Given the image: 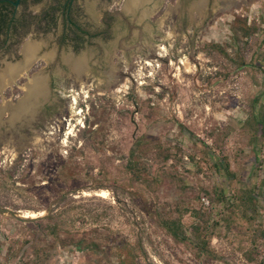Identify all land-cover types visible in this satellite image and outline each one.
<instances>
[{
  "label": "rangeland",
  "instance_id": "374dc122",
  "mask_svg": "<svg viewBox=\"0 0 264 264\" xmlns=\"http://www.w3.org/2000/svg\"><path fill=\"white\" fill-rule=\"evenodd\" d=\"M104 2L76 1L78 45L61 16L37 31L53 62L0 97V264H264V0H160L147 17ZM33 75L46 96L26 100ZM56 204L58 236L30 222Z\"/></svg>",
  "mask_w": 264,
  "mask_h": 264
},
{
  "label": "flooded vegetation",
  "instance_id": "af4514ba",
  "mask_svg": "<svg viewBox=\"0 0 264 264\" xmlns=\"http://www.w3.org/2000/svg\"><path fill=\"white\" fill-rule=\"evenodd\" d=\"M37 0H0V97L3 92L16 85L15 81L9 82L12 65L22 60V46L28 38H36V32L44 33L57 24L58 16L63 18L64 25H70L71 11L76 6L77 0H62L54 8L48 7L40 14L34 9ZM112 0H105L110 4ZM140 1V0H138ZM156 1V0H153ZM152 1V2H153ZM148 2V4H152ZM75 20V19H74ZM79 26L81 40H85L88 31L75 20ZM67 38L66 30L63 39ZM6 82V83H5Z\"/></svg>",
  "mask_w": 264,
  "mask_h": 264
},
{
  "label": "trees",
  "instance_id": "16d2710c",
  "mask_svg": "<svg viewBox=\"0 0 264 264\" xmlns=\"http://www.w3.org/2000/svg\"><path fill=\"white\" fill-rule=\"evenodd\" d=\"M69 31L72 33V39L76 42L78 45L79 42H81V36L79 33V26H77L74 19H71ZM252 120L254 121L256 125V131L253 133L252 137L254 139V152L256 153V157H259V154H257V150L255 147L259 145L260 149L264 150V107H257L254 106V110L252 112ZM256 145V146H255ZM127 169L129 172L133 173L138 179L140 178V170H139V163L138 160L130 161L127 165ZM231 173V172H230ZM62 193V196L60 198L59 202H63L67 199V196ZM246 198V199H245ZM251 199V200H250ZM252 200H254L253 196H250V193L247 191H244V199L243 203L247 206L248 203H250ZM55 209H49V214L40 218H37L36 220H31L30 222H34L37 229H43L47 228L54 236L59 235V231L64 228L65 222L63 219L62 211L57 212V206L55 205ZM169 231L175 236L179 237L180 235V226H178L177 222L172 220L169 223L166 224ZM202 249L207 250V244L205 240H202ZM78 249H83L82 246H78Z\"/></svg>",
  "mask_w": 264,
  "mask_h": 264
},
{
  "label": "water",
  "instance_id": "95a60500",
  "mask_svg": "<svg viewBox=\"0 0 264 264\" xmlns=\"http://www.w3.org/2000/svg\"><path fill=\"white\" fill-rule=\"evenodd\" d=\"M153 1V0H152ZM130 2L131 0H126L124 7L121 9L122 14H130L133 13L134 11H141V15L143 17H147L150 12L153 11L154 8H156V6L158 5V2H155L153 6L149 5L147 6L146 4H148V0H140V3L137 4L134 8H130ZM50 42H46L44 39L39 38H28L22 46V60L15 65H12L10 67H12L13 71L12 73L8 74L10 77L9 82L15 81L17 78H19L23 73H25L31 66H33L36 61H38L39 59H43L46 62H48L49 64H51L55 58V49L53 47H51ZM70 58H72V60L74 62L79 61V58L82 57H75L73 55H69ZM73 56V57H71ZM71 60V59H70ZM29 81L27 82L25 88H26V100H29V97H31V88L35 82L36 76L33 75V77H28ZM6 83V82H5ZM0 210L2 212L7 211L6 208H0ZM14 217L20 219V216L14 214Z\"/></svg>",
  "mask_w": 264,
  "mask_h": 264
},
{
  "label": "bare ground",
  "instance_id": "6f19581e",
  "mask_svg": "<svg viewBox=\"0 0 264 264\" xmlns=\"http://www.w3.org/2000/svg\"><path fill=\"white\" fill-rule=\"evenodd\" d=\"M140 3V1H138V0H131V2H130V8H134L137 4H139ZM203 7V6H202ZM205 8V7H204ZM203 8V9H204ZM171 10V9H170ZM166 14V13H165ZM167 15L169 16L170 14H168L167 13ZM170 18V17H169ZM160 20V19H159ZM161 22V21H160ZM164 22V21H163ZM163 22H162V24H163ZM165 34H167V32L165 33ZM174 33H168L167 35H166V38H162V40L164 41L165 39H171L172 38V36H174L173 35ZM173 40V39H172ZM160 48L161 49H163L164 50V48L163 47H161L160 46ZM166 49V48H165ZM82 66V61H76V62H73V66H72V64H71V66L70 67H74V68H79V67H81ZM12 73V72H11ZM60 73V72H59ZM73 74V73H72ZM86 74V73H85ZM60 75V74H59ZM82 75V74H81ZM79 76H77V78H78ZM81 77V76H80ZM38 80H40V79H37L35 82H34V84H33V86H32V88H31V90H30V92H31V97H33L35 100H36V98L37 97H39V96H42L43 98L46 96V92H45V90H46V83L44 82V81H38ZM34 100V101H35ZM46 100V99H45ZM48 100V99H47ZM32 102V101H31ZM31 102H22L21 101V103L20 104H18L17 106H16V108L14 109L13 108V111H12V114H11V116L12 117H20L21 115H24L26 112H27V110H28V108H29V106H30V104H31ZM7 107V106H6ZM32 109V108H31ZM30 109V110H31ZM34 112V111H33ZM26 115H28L27 113H26ZM29 115H31V114H29ZM33 116H35V115H33ZM32 116V117H33ZM11 117V118H12ZM29 118L30 117H27V118H25V120L26 119H28L29 120ZM35 214H30L29 215V217L30 216H34Z\"/></svg>",
  "mask_w": 264,
  "mask_h": 264
}]
</instances>
